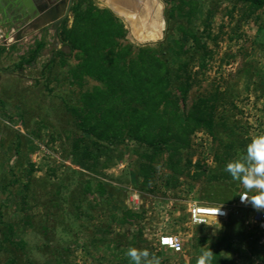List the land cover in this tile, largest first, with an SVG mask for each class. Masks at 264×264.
Wrapping results in <instances>:
<instances>
[{
  "label": "rangeland",
  "instance_id": "obj_1",
  "mask_svg": "<svg viewBox=\"0 0 264 264\" xmlns=\"http://www.w3.org/2000/svg\"><path fill=\"white\" fill-rule=\"evenodd\" d=\"M159 1L153 41L102 0H72L20 40L0 26V220L14 240L0 223V264H39L31 233L43 264H131L130 247L162 264H196L207 247L213 264H264L252 210L230 205L245 189L224 171L264 133V0ZM192 203L231 210L194 225ZM162 233L182 250L159 247Z\"/></svg>",
  "mask_w": 264,
  "mask_h": 264
},
{
  "label": "clouds",
  "instance_id": "obj_2",
  "mask_svg": "<svg viewBox=\"0 0 264 264\" xmlns=\"http://www.w3.org/2000/svg\"><path fill=\"white\" fill-rule=\"evenodd\" d=\"M224 171L230 175L233 181H238L243 185L245 192L239 194L241 203L250 204L257 212H264V133L252 137L245 150L226 163ZM249 193L252 194L249 195ZM214 214L216 217L225 214L221 211V205ZM200 222L204 223V221L198 223ZM41 239L36 233H31L26 237L31 255L39 264H43L45 259L37 247ZM167 243L173 245L171 239ZM173 246L177 250L181 247L178 241ZM126 256L130 259L131 264H162L161 258L150 253L147 249L130 247ZM226 257L230 258V256ZM214 260H216L215 253L209 247L207 249L202 248L196 264H213Z\"/></svg>",
  "mask_w": 264,
  "mask_h": 264
},
{
  "label": "bare ground",
  "instance_id": "obj_3",
  "mask_svg": "<svg viewBox=\"0 0 264 264\" xmlns=\"http://www.w3.org/2000/svg\"><path fill=\"white\" fill-rule=\"evenodd\" d=\"M60 1L62 0H56L57 3ZM102 2L129 21L132 32L139 42L153 41L160 37L165 23L161 13L162 3L159 0H102ZM38 14L30 19L31 26L36 24ZM15 23L17 21L13 20L11 24L5 22L3 25L6 26L0 25L4 29L5 41L15 37L17 26H19ZM23 28L22 30L25 29ZM5 32H8L7 36Z\"/></svg>",
  "mask_w": 264,
  "mask_h": 264
},
{
  "label": "water",
  "instance_id": "obj_4",
  "mask_svg": "<svg viewBox=\"0 0 264 264\" xmlns=\"http://www.w3.org/2000/svg\"><path fill=\"white\" fill-rule=\"evenodd\" d=\"M47 1L51 6H47L44 2L39 4L40 0H0V25L2 26L5 22L11 24L13 20L17 21L19 26L16 29L15 40H20L24 31L22 28L26 29L31 26L30 19L34 15L43 11V17L39 22L31 26L34 29L50 23H58L67 15L72 2V0H62L52 4L49 2L50 0ZM46 6L47 9L44 10ZM7 35L8 32H5V36Z\"/></svg>",
  "mask_w": 264,
  "mask_h": 264
},
{
  "label": "built area",
  "instance_id": "obj_5",
  "mask_svg": "<svg viewBox=\"0 0 264 264\" xmlns=\"http://www.w3.org/2000/svg\"><path fill=\"white\" fill-rule=\"evenodd\" d=\"M243 192L239 193L242 194ZM239 194L235 199H233L230 203L231 207H247L252 210L251 215V223L255 225L261 232L264 234V212H257L255 211L252 206L245 205L241 203ZM219 206L211 205V204H196L192 203L188 207V214H189V223L194 225L203 224V222L198 223L199 221H204L206 223L211 218H225L229 215L230 208L221 206V211L225 214L215 216V210L218 209ZM171 239L173 241V245L175 242H179L181 247L177 250L173 245H169L167 241ZM157 243L159 247L168 248L174 252H179L182 250V240L180 239L178 234L175 233H162L158 236Z\"/></svg>",
  "mask_w": 264,
  "mask_h": 264
},
{
  "label": "trees",
  "instance_id": "obj_6",
  "mask_svg": "<svg viewBox=\"0 0 264 264\" xmlns=\"http://www.w3.org/2000/svg\"><path fill=\"white\" fill-rule=\"evenodd\" d=\"M246 1H250V2H252V3H254L256 6H261L262 4H263V0H246ZM99 12V11H98ZM101 13V12H100ZM110 13V12H109ZM107 14V13H106ZM100 14L99 15V19H98V22L99 23H103L104 24V26H106V27H108L107 25H108V23L110 22H112V21H114V20H117V18L116 17H114V16H112V14L110 13V14ZM103 19H105L104 21H102ZM101 26H102V24H100ZM108 28H110L109 30H111L112 29V26H110V27H108ZM1 50H2V47H0V52H1ZM143 50V49H142ZM36 55H37V50H32V51H30V53L27 55V56H23V57H21L20 58V60L16 63V67L17 68H21L22 66H23V64H25V63H30L35 57H36ZM105 57V56H104ZM70 112H71V114L75 117V119H76V121H78L79 122V126L82 128V129H85V122L84 121H81V116H80V114H79V112L76 110V109H71L70 110ZM203 117V114H202V116H200V118H202ZM80 119V120H79ZM199 122L200 123H202V124H205L206 125V127H211V124H210V122H208V121H204V120H201V119H199ZM120 132V131H119ZM119 134V133H118ZM121 134V133H120ZM122 135V134H121ZM150 145H152L153 147H154V150L155 151H157V150H160V148H161V146H160V144H161V142L159 141V138H155V139H153V140H150L149 142H148ZM73 147H74V149H75V147H77V145L75 146V145H73ZM143 173V172H142ZM236 198V197H235ZM234 198V199H235ZM0 223H3V225L5 226V228H6V230H5V232H4V239L6 240V241H8V242H10V243H14V240H13V238H12V236H11V234H12V232H13V224L12 223H9V222H5V221H3V220H0ZM257 230H259L258 228H257ZM259 233H261V231L259 230Z\"/></svg>",
  "mask_w": 264,
  "mask_h": 264
},
{
  "label": "flooded vegetation",
  "instance_id": "obj_7",
  "mask_svg": "<svg viewBox=\"0 0 264 264\" xmlns=\"http://www.w3.org/2000/svg\"><path fill=\"white\" fill-rule=\"evenodd\" d=\"M42 2L46 3L47 6H51V5L48 4V1L47 0H40L39 4L42 3ZM49 2L52 3V4L57 3L56 0H50ZM47 6H46V8L44 10L47 9ZM42 12H39V14H38L39 16L38 17L36 16L35 23H36L37 20H40L43 17ZM15 24H17V23H15Z\"/></svg>",
  "mask_w": 264,
  "mask_h": 264
},
{
  "label": "crops",
  "instance_id": "obj_8",
  "mask_svg": "<svg viewBox=\"0 0 264 264\" xmlns=\"http://www.w3.org/2000/svg\"><path fill=\"white\" fill-rule=\"evenodd\" d=\"M3 26H6V25H3Z\"/></svg>",
  "mask_w": 264,
  "mask_h": 264
}]
</instances>
